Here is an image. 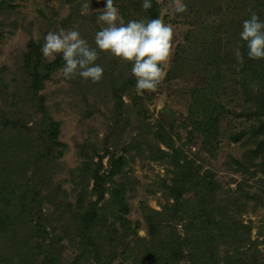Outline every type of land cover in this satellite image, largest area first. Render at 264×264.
I'll return each instance as SVG.
<instances>
[{
  "label": "rangeland",
  "instance_id": "rangeland-1",
  "mask_svg": "<svg viewBox=\"0 0 264 264\" xmlns=\"http://www.w3.org/2000/svg\"><path fill=\"white\" fill-rule=\"evenodd\" d=\"M79 1L0 0V117L15 122L8 139L19 147L4 152L0 159V230L6 222L1 209L11 213L12 221L15 215L20 220L27 219L24 232L11 241L14 248H9L7 243L4 249L3 239L0 240V264H3V259H8L7 264H15L24 256L27 264H43L41 254L38 257L30 254L36 242L31 227L35 230V224L39 222L49 234L46 241H50V237H61L60 244L64 248L54 264H66L79 252H83L84 258L89 260L86 262L91 264H164L156 258L150 262L151 256H146L144 248L149 252L162 249L165 255L171 248V245L168 247L170 236L180 242L178 245L182 249V257L177 264H192L190 249L181 242L183 238H193L191 222L198 211L188 217L187 214L191 209L189 205L198 201V189L206 184L203 180L208 177L214 181L215 205L219 200L226 201L229 196L238 195V184L250 194L263 196L264 188L259 178L264 157L250 153L257 141L264 145V135L253 132L263 124L262 110L254 100L246 101L238 86L224 83V79L220 86H213V72L206 75L210 84L204 81L203 73L199 71L172 72V57L166 67L164 81L156 92H144L146 98L142 103L148 111L146 123L153 126L161 118L165 131L174 141V148L182 151L177 154L178 157L181 153L184 155L178 159L179 163H173L169 156L162 160L149 159L143 139L152 143L156 140L146 128L141 134H136L138 131L132 130L136 123H128L122 136L117 135V131L109 132V125L113 123L114 100L108 82L103 78L99 83H84L81 91L76 79H65L60 69L51 74V79L43 81V87L35 92V99L30 100L29 75L22 56L30 42H41L43 46V38L49 31L72 30L81 22L76 15L93 14L98 27L90 31L91 35L105 26L98 21L105 0H92L90 8L85 6L90 0L78 6ZM155 1L159 7L158 18L174 30V51L188 39L193 47L197 46L207 25L209 35L221 34L213 23L217 18L213 14L217 2L209 5L208 0H183L186 5L190 3L186 12L173 14L170 8L172 0ZM135 3L138 4L134 8L135 13L131 8L124 10L130 11V18L137 16L138 20H147L142 0ZM114 5L117 9L121 6L117 0ZM221 9L225 11L226 6ZM229 15L230 12L225 11L222 18ZM92 40V37L87 39L90 46ZM237 44L239 42L234 37L230 41L225 40L223 54L235 57ZM193 90L196 91L195 96L191 93ZM134 91L131 93L134 97L141 95L136 87ZM121 99L136 109L135 100L127 92L121 94ZM43 104L44 112L39 110ZM211 104L220 105L222 110L217 124L207 132L212 142L205 147L202 136L191 130L189 110L205 106L212 109ZM46 117L59 123L58 141L65 145L63 155L56 161L42 159L41 135L47 127ZM191 134H195L194 139L188 142ZM239 135L241 137L237 138ZM131 137L142 140L136 150L123 153V145L128 144ZM87 142H92L97 152L86 150L84 156L80 154L79 146ZM159 146L168 153L173 151L162 143ZM105 147L108 154H103ZM257 149L260 153L264 151ZM111 155L115 160L124 155L125 161L120 172L111 178L104 177V198L98 200L92 192L91 174L99 168L98 174L106 175L111 168ZM100 156L101 165L98 162ZM184 159L190 161L191 169L184 165ZM85 163L90 170H84ZM14 171L17 174H12ZM195 179L199 187H195ZM120 186L124 188L126 213L119 211L120 207L113 202L112 193ZM203 198L210 201L209 197ZM95 201L97 212L104 214V222L82 232L78 212ZM253 206L254 202H249L246 210L238 214L240 225L237 232L250 231L249 242L242 244V248L254 245L257 252H262L259 257L264 264V207L260 205L253 210ZM35 210H38L36 218ZM148 219L153 220L157 230L149 225ZM88 239L94 248L100 249L99 260L95 257L98 253L93 254L94 248L87 244ZM239 240L236 239L237 242ZM80 241L85 243V247L80 245L81 251H78L76 244ZM212 245L218 256L216 264L240 262L235 260L236 251L227 240L220 239Z\"/></svg>",
  "mask_w": 264,
  "mask_h": 264
},
{
  "label": "trees",
  "instance_id": "trees-1",
  "mask_svg": "<svg viewBox=\"0 0 264 264\" xmlns=\"http://www.w3.org/2000/svg\"><path fill=\"white\" fill-rule=\"evenodd\" d=\"M71 2L73 0H67ZM88 0H81L77 2V5L80 6L84 4ZM91 1L88 4V7H91ZM116 1V0H114ZM119 5L118 10L120 15L124 18L125 22L129 20H138L137 16L129 17L130 11H125V8H131V11L135 13V6L136 0H117ZM196 0H192L190 2H195ZM217 2V3H216ZM152 7L147 11L144 10L147 19H155L159 16V7L156 5L155 0H151ZM216 3L214 10L216 11L214 17L216 18L217 30L221 34L218 35H209L208 34V25L205 29L202 30L201 35L202 39L198 45L200 47L192 46L191 40L188 39L186 44L178 45L179 48L174 51L173 54V71L177 74H182L186 70L191 72L199 71L203 73L204 81L207 84L210 82L208 81L206 75L208 73L213 72L215 76L214 83L212 85L215 87L220 86L221 81L224 79V83H231L232 85L238 86L240 90H242L246 96V101H253L258 105V109L262 110V114L264 116V60H250L247 57V45L244 41L240 40L239 33L242 31V23L245 19L249 18V11L248 9L251 7L253 11H255L261 20H264V0H208L209 5H213ZM190 3H187V5ZM226 6L225 11L230 12L229 17L226 19L222 18V15L225 11L221 9L222 6ZM221 6V7H220ZM77 7V6H76ZM90 13V11H88ZM209 12V11H208ZM212 14V13H210ZM92 13L76 15L81 18V22L77 23L76 26H73L71 29L78 30L81 34V37L84 38L86 41L89 38H93L91 41V47H95L94 37L95 34L101 30L97 29L92 32V29H96L98 24L94 21L92 17ZM93 18V19H92ZM89 20H92V24H89ZM50 28V25H49ZM48 28V29H49ZM47 29V30H48ZM212 29V26H211ZM60 30V29H59ZM192 38V36H190ZM194 37V35H193ZM234 37L239 42V45L242 44L241 52L244 55V64L241 66L234 56L229 57L228 54H223L222 47L225 40L231 39ZM189 38V37H186ZM238 46V44H237ZM42 43L38 42L34 44L30 42L27 45V51L22 55L23 56V65L28 72L29 75V86L28 92L30 93V100L32 98L35 99V92L43 87V81L47 79H51V74L63 68L64 61L62 56L57 55L55 60H51L47 62L42 55L41 52ZM97 64L101 65L103 68V79L104 82H108L109 92L112 93V99L114 103L112 105V121L109 125V132H115L117 135L122 136L124 134L125 128L128 123H131L133 126L134 131H138L136 134H141L144 131V128L148 129L153 135L154 141L153 143L150 141L148 142L147 139H143L145 144V149L148 150V157L151 160H158V159H165L167 156L172 157V162H178L179 158L178 153L182 152L180 149L174 148V141L171 139V136L167 134L164 129V124L162 119H158V123L156 125H149L146 123L148 118V111L144 107L142 100L145 97L144 94L138 95L134 97V87L136 84L135 78L131 74V63H123L122 60H119L108 53L100 52L99 59L96 61ZM127 64V65H126ZM130 71V72H129ZM129 72V73H127ZM75 83L82 87L81 91L84 90V85L87 83H91L90 80L85 81L79 77L75 78ZM85 83V84H84ZM235 83V84H234ZM127 92L130 98L135 100V107L131 104L125 103L121 99V94ZM146 92V91H145ZM132 93V94H131ZM193 96H195L196 91L193 90L191 92ZM210 94L208 93V99ZM207 99V100H208ZM138 106V108H137ZM207 106V103H206ZM206 106L203 109L196 108L195 110H189V118L190 123L192 124V132H197L202 136V142L205 147L209 145L210 137L208 136L207 132L211 131L212 128L217 124L222 107L220 105H213L211 104L212 109H207ZM45 106L43 104L40 107V111L44 112ZM48 120L46 129H43L41 135V144L43 145V156L42 159H47L48 161H56L57 158L63 155V149L65 145L58 141V134L60 130V125L58 122L51 120L49 117H46ZM125 121L124 124H121L122 121ZM15 121V120H14ZM13 121L8 120L5 117H0V159L2 158V154L9 150L19 149L14 144H11V141L8 139L12 134V130L14 128ZM42 124V123H41ZM43 127V126H42ZM129 130V131H132ZM255 134H263L264 135V121L261 126H259L256 131H253ZM107 136V135H106ZM195 134L189 135L188 142H191L194 138ZM138 137V136H137ZM239 135L237 138H240ZM193 138V139H192ZM192 139V140H191ZM142 139L131 137V141L123 145V153H130L132 150H136L139 142ZM87 141V140H86ZM162 143L166 148H169L172 153H168L164 149H162L159 144ZM257 148H262L264 150V145L262 141H257L254 150L250 151V153L254 155L261 154L264 157V151L262 153L259 152ZM86 150L96 151V146L92 142L82 143L79 146L80 154L86 156ZM103 154H108V149L105 147ZM103 156V155H102ZM99 158L98 162L101 165V157ZM112 164L109 172L106 175L98 174L99 168H96L92 175L93 179V194H96L97 199L101 200L104 198L105 188H104V177H112L113 175L120 172V168L124 164L125 158L124 155L120 157V159L115 160V157H112ZM52 163V162H50ZM84 170H90L86 163L84 164ZM184 165L191 169V164L188 159H184ZM261 173L259 181L262 183V188H264V163L261 165ZM254 173V172H253ZM12 174H17L16 171L12 172ZM211 179V178H210ZM206 183L203 187L199 188V198L198 201L194 205H189L191 209H189L187 217L191 215L194 211H198L197 214H194L195 219L191 222V231L193 234L191 239L183 238L181 244H187V248L190 249V260L192 264H216L218 262V256L216 251H214L213 243H218V240L225 239L229 242V245L236 251V259L240 261L241 264H261V256L262 252H257L255 250V246L250 248H242L245 243H248L249 239V232L250 231H242L241 233L237 232L240 222L238 220V214H241L243 211L246 210L249 202H254L253 210L256 209L257 206L262 205L264 207V192L261 196L259 193L256 195L250 194L248 191L243 189V185L238 184V195L229 196L226 201L219 200L218 205L216 203V194H215V185L214 181L203 180ZM210 181V182H208ZM198 182L197 179L194 180L195 187H199L196 185ZM185 183V181H183ZM203 191V192H202ZM207 192V195H206ZM24 197V196H23ZM22 197V198H23ZM113 202L114 204L118 205L119 211L125 212L128 210L127 205H125L124 199V188L119 187L114 190L112 193ZM203 197H209L210 201L205 200ZM85 199V198H84ZM24 200V199H23ZM97 201L89 204L85 207L84 210L78 212V217L81 224V231L85 232L87 229L94 227L95 225L99 224L100 222H104V214H100L97 212L96 208ZM3 212V216L5 221L3 225V229L0 230V240L3 239L2 244L4 246L8 243L9 248H14V245L11 241L16 240L17 236L23 233V227H27V219L23 221L15 215L14 221L11 219V213L7 210L1 209ZM37 211L35 210V218L37 217ZM201 212L203 215H200ZM216 214V218H215ZM30 222V220H28ZM153 220L148 219L149 225L155 230H157L156 226L152 223ZM35 230L31 227L33 235L36 237V242L33 244L30 254H33L35 257H38L40 254L42 255L43 264H54L57 262V258L60 256L62 251L61 244V237L55 236L54 238L50 237V241H46L49 237L48 232L44 229L45 227L41 225V222L35 224ZM52 234V233H51ZM156 234V233H155ZM170 236V235H169ZM12 237V238H10ZM171 241H169L170 250L166 251L167 253L164 255V250L157 249L150 251L144 248V251H147L146 256L150 257V262L153 260L158 259L160 262L161 260L164 264L168 263L169 261L172 264H177V262L182 257V249L178 244L180 242L175 241L172 236H170ZM240 239L238 242L236 239ZM236 241V242H235ZM90 243V246L94 248V244L91 243V240H87V244ZM79 244V246H78ZM85 247V243L81 241L76 244L77 250L81 251V246ZM3 246V247H4ZM6 249V246L5 248ZM143 251V253H144ZM160 251V253H157ZM98 253V257L96 260H99V248H94L93 254ZM260 253V254H259ZM25 255V254H24ZM29 255V254H27ZM71 261L67 262L66 264H91L90 262L87 263L84 258V253L79 252L78 254L71 256ZM38 259V258H37ZM89 261V260H87ZM27 260L25 256L17 259L15 264H27ZM233 263V264H240ZM8 259H3V264H7ZM102 264V263H100ZM104 264V263H103ZM228 264V263H227Z\"/></svg>",
  "mask_w": 264,
  "mask_h": 264
},
{
  "label": "clouds",
  "instance_id": "clouds-1",
  "mask_svg": "<svg viewBox=\"0 0 264 264\" xmlns=\"http://www.w3.org/2000/svg\"><path fill=\"white\" fill-rule=\"evenodd\" d=\"M151 7V0H142L145 11ZM170 8L173 14H180L186 12L187 5L183 0H172ZM248 11L249 18L243 21L239 37L247 45L248 59L264 60V20L251 7ZM98 21L105 26L95 34V47H91L78 30L49 31L43 38V57L51 61L57 55L62 56L65 79L79 77L99 83L104 70L96 61L100 52H105L132 64L131 74L138 92H156L166 77V67L174 54L173 28L160 18L125 22L114 0H105ZM241 47L242 44L238 45L234 54L243 66Z\"/></svg>",
  "mask_w": 264,
  "mask_h": 264
}]
</instances>
